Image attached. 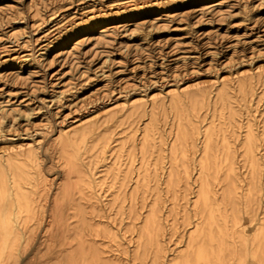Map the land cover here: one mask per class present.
Listing matches in <instances>:
<instances>
[{
  "label": "rangeland",
  "instance_id": "1",
  "mask_svg": "<svg viewBox=\"0 0 264 264\" xmlns=\"http://www.w3.org/2000/svg\"><path fill=\"white\" fill-rule=\"evenodd\" d=\"M77 42L71 52L61 50ZM196 96L206 104L195 109ZM180 98L189 100L183 114L172 109ZM181 122L191 132L188 157L178 160V186L170 190L166 155ZM208 125L216 136L215 197L222 203L229 185L238 187L241 204H228L226 214L239 213L235 228L251 237L264 220V0H0V161L38 153L39 189L55 195L65 179L61 139L83 130L113 135L107 159L94 142L82 155L95 185L103 183L86 202L85 234L105 261L158 264L153 252L137 253L156 203L166 247L160 264L186 250L200 221L196 127ZM250 125L259 158L255 217L245 199L253 173L245 148ZM150 126L159 133L143 160ZM47 228L10 264H70L75 246L63 248L76 244L77 234L52 236ZM247 261L256 264L251 254Z\"/></svg>",
  "mask_w": 264,
  "mask_h": 264
},
{
  "label": "bare ground",
  "instance_id": "2",
  "mask_svg": "<svg viewBox=\"0 0 264 264\" xmlns=\"http://www.w3.org/2000/svg\"><path fill=\"white\" fill-rule=\"evenodd\" d=\"M102 29L101 34L108 31L107 28ZM78 42L63 46L61 50L63 53H69ZM188 101L187 98L177 99L173 102L172 109L183 114L187 110ZM210 103L211 100L207 102V104ZM191 104L194 108H200L206 104V100L201 96H196L191 100ZM151 116L155 118L156 113L152 112ZM141 119L142 115L138 116L139 122ZM180 119L182 120L181 115ZM196 128V135L199 136L196 140L199 142L195 144V147H199L197 151H201L202 157L199 161L200 189L194 207L195 216L200 221L189 236L186 250L171 257L168 262L169 264H223V262L248 264V255L251 254L256 264H264V220L251 237H248L244 230L235 228V225L241 222V217L235 212L231 215L226 214V207L228 204H241L238 187L229 185L224 191L222 203L215 197L217 192L214 190V179L212 178V171L215 168L213 160L216 148L215 128L210 125ZM145 130L146 135L142 141L146 144L140 150L143 160L150 153L147 143H151L153 136L159 133H156V128L152 126ZM190 135L188 125H183L181 122L178 131L174 134L175 141L169 146L166 157H170L172 163L166 172L168 174L166 184L170 190H175L178 186V160L185 161L188 157L187 144L191 138ZM115 141L111 134L99 136L96 131L89 130L81 131L76 138L69 135L62 138L59 142V149L65 160V179L55 195L39 189L38 173L41 175L44 173L38 153L31 152L32 154L25 157L18 156L7 159L6 162L0 161V264H8V262L10 264L12 259L18 262L17 257L20 253L32 250V240L39 234L41 226L46 223L48 224L46 233L52 236L65 238L71 236L73 232L77 234L76 244L69 242L63 248L65 250L67 247L75 246L69 254L73 261L70 260V264H111L96 252L93 244L86 238L85 228L88 226L86 202L91 190L96 187L101 189L103 183L100 180L99 184L95 185L93 177L88 175L83 168L82 155L89 153V145L94 142L93 147L101 149L103 159H107V154L114 149ZM257 145V136L253 126L250 125L245 138V148L247 154L254 157L252 160L253 173L245 199L246 207L253 213V217H255L256 195L260 190L257 181L259 164L256 153ZM220 166L223 165L220 164ZM111 168L108 169L107 174L113 172ZM117 174L122 175L120 171L116 173V176ZM130 177L131 173H128L124 184L125 189ZM161 211L159 203L151 209L141 232L137 250V253L144 258L153 252L154 261L158 264L163 262L161 260L166 251L161 239L164 228ZM74 220L78 222V225L73 226ZM229 222L231 227H228ZM58 264H65V261L60 260Z\"/></svg>",
  "mask_w": 264,
  "mask_h": 264
}]
</instances>
